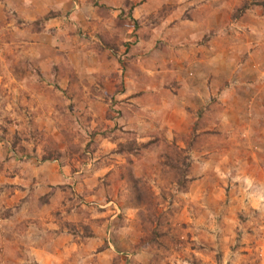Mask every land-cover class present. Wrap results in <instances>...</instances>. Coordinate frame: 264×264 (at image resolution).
Here are the masks:
<instances>
[{
    "label": "rangeland",
    "instance_id": "1",
    "mask_svg": "<svg viewBox=\"0 0 264 264\" xmlns=\"http://www.w3.org/2000/svg\"><path fill=\"white\" fill-rule=\"evenodd\" d=\"M263 47L264 0H0V264H264Z\"/></svg>",
    "mask_w": 264,
    "mask_h": 264
},
{
    "label": "trees",
    "instance_id": "2",
    "mask_svg": "<svg viewBox=\"0 0 264 264\" xmlns=\"http://www.w3.org/2000/svg\"><path fill=\"white\" fill-rule=\"evenodd\" d=\"M245 9V6L243 7V10ZM47 20V19H46ZM209 111V114L208 116L206 117H203V109L202 108H199L197 110V120H196V123L192 126L191 128V134L189 136V139L187 141V149H189L190 147H199L201 145V142L205 139V135L203 132V129L205 128V126L210 123L207 122L206 123V118H214V112L215 110L217 109V107L214 106V103L210 104L207 106V108H205ZM187 111H191L189 108H187ZM200 132V133H199ZM173 144H167L163 146H161V152L159 154V157L160 155L162 154L163 158L165 160V166L167 167L166 170H167V173L170 174L171 176L172 175H180L181 178H184V176H186V174L188 173L189 170H191V162H190V158L189 156L186 154V151L185 150H177L175 147H176V142L175 140L172 141ZM134 144L132 147H127L126 145H121V144H118L117 147L118 149L116 150V152L120 155H123L125 156V159L128 163H132V160H131V157H134V156H139V153H137V148L135 147V144L136 143H132ZM131 145V144H130ZM143 146V145H142ZM146 146V145H144ZM52 155L49 154L48 156H45L44 159H51ZM159 174L162 173V172H158ZM130 177L131 175L128 177V181L130 180ZM134 180H132V183H133ZM186 183V182H184ZM184 183H178L179 185H183ZM147 187L146 186H143V187H138V183H134L131 185L130 187V192H131V195H132V198L136 199L137 202L136 204L134 203V205L136 206H139V205H142V197L146 195V190ZM162 196H164V194L162 193V191H160V193H158ZM140 195H142L140 197ZM157 197H155L154 199H157ZM145 203H146V200H145ZM158 244V242H156Z\"/></svg>",
    "mask_w": 264,
    "mask_h": 264
},
{
    "label": "crops",
    "instance_id": "3",
    "mask_svg": "<svg viewBox=\"0 0 264 264\" xmlns=\"http://www.w3.org/2000/svg\"><path fill=\"white\" fill-rule=\"evenodd\" d=\"M138 11H134V13L137 14ZM107 31L109 33H112V31H110L108 29H107ZM263 49H264V47H263ZM190 53H192V52H190ZM203 54L204 53H202V55ZM104 55H107V53H105ZM153 55H155V56H163L160 52H157V51H153ZM101 57H102V59H105L107 61V58H104L103 57V54H102ZM183 59H186V61L183 62ZM138 60H139V58H138ZM197 60H198L197 54H196V56L195 55H193V56L190 55L189 56V54H186V55L183 56V58L175 59V61L177 63H179L180 61H181V63L180 64L172 63V66H171L172 69H171V71H167L166 76H171L172 79L178 81L177 84H179L178 85L179 86V89H178V91H179L178 93L179 94H180V92H181V90H182V88L184 86L181 81L182 80H185V81L187 80L186 76H184L183 71L189 72V73L193 74V76H195V79H196V80H194V82L196 83V85H199L200 87L202 86V84L201 83L199 84L198 81H197V79H200L199 78L200 76H203L202 77L203 82L208 79V76L209 75L205 76V71H204V69L202 67V64H200L202 61L198 62ZM57 61L59 62V59ZM74 63L76 64V66H74V67H77L78 68L76 70V74L78 76H81L82 74H84V76H86V73H88V72H85V71H88L87 69L85 70V67H87V65L84 64V63H86V62H84V61H82V60L79 59V60L75 61ZM149 63L152 64V63H157V62L150 61ZM110 70L108 69V71H110ZM212 72H213V75H214L213 77H215V76H221V71H220L219 65H215V63H212ZM89 73H93L94 75H97V74H102V73H107V72L105 70H103V69L100 68V69L93 70V71H91ZM112 73H114V72H112ZM153 74H154V72H152L150 70V72H149L148 75H153ZM232 75H233V73H230L228 75H223V76H232ZM123 76H129V75L127 73H124ZM137 76H139V75H137ZM185 85H187V84H185ZM138 89L141 90L142 88L140 87ZM197 91H200V90H197ZM188 93L189 94H187V98H189L190 96H193V97H196V98H200L201 99L202 94L200 95L194 89L188 90ZM201 93H202V89H201Z\"/></svg>",
    "mask_w": 264,
    "mask_h": 264
}]
</instances>
